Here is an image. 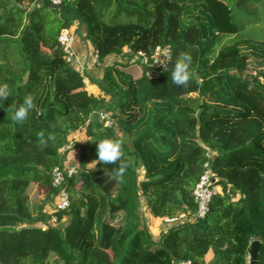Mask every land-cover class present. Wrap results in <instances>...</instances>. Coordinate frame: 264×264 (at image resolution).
Masks as SVG:
<instances>
[{
	"label": "trees",
	"instance_id": "1",
	"mask_svg": "<svg viewBox=\"0 0 264 264\" xmlns=\"http://www.w3.org/2000/svg\"><path fill=\"white\" fill-rule=\"evenodd\" d=\"M75 23L101 66L125 48L151 57L170 47L172 60L140 77L114 61L89 78L110 100L95 98L58 41ZM260 24L264 0H0V84L11 92L0 107V229H16L0 230V264H250L254 241L264 264V39L246 32ZM183 52L193 77L177 86L171 69ZM27 95L35 108L17 125L9 105ZM80 130L92 141L74 146L70 207L42 230L60 151ZM39 133L54 139L41 145ZM105 138L123 140V183L112 179L117 165L98 160ZM206 164L222 192L200 219L194 191ZM146 214L177 221L157 240Z\"/></svg>",
	"mask_w": 264,
	"mask_h": 264
},
{
	"label": "built area",
	"instance_id": "2",
	"mask_svg": "<svg viewBox=\"0 0 264 264\" xmlns=\"http://www.w3.org/2000/svg\"><path fill=\"white\" fill-rule=\"evenodd\" d=\"M53 5L60 6L64 2L69 0H49ZM77 30L78 23L75 27L65 28L61 31L59 35V44L64 54V60L70 64L71 66H75L77 68V56L74 50V45L77 39ZM125 63L129 65H137L140 62L141 66L147 67L153 70V73L156 71H166L171 60H172V49L170 47H157L155 49L154 54L151 57H148L142 52L137 54H133L130 48H125ZM167 56L168 59L164 60V65L159 63L162 57ZM95 63L99 64L98 61V53L95 51L94 54ZM83 77V82L87 85L90 82V79L84 73V70L81 68H77ZM95 117L103 120L107 127L113 126V121L111 115L107 112H94ZM75 143L69 140L68 144L64 146L60 153L66 154V152L73 148ZM205 172L201 177V180L197 184L194 197L195 201L198 203V212L197 218H205L209 211V206L212 198L220 193L218 186H216L215 174L212 172L209 164L205 165ZM78 172V166L72 164L71 166H67L64 164V168H56L53 171V187L57 189L58 193L54 196L53 207L51 213L49 214L50 219L48 222L39 225L42 230H48L51 227H56L59 223L56 214L58 212H64L70 207V194L67 189L68 179L71 178L74 174ZM176 219H167L166 222L174 223ZM180 264H193L191 261H183Z\"/></svg>",
	"mask_w": 264,
	"mask_h": 264
},
{
	"label": "clouds",
	"instance_id": "3",
	"mask_svg": "<svg viewBox=\"0 0 264 264\" xmlns=\"http://www.w3.org/2000/svg\"><path fill=\"white\" fill-rule=\"evenodd\" d=\"M167 56L162 57L159 63L164 65V60ZM193 57L189 52L181 53L175 60L171 69V81L177 86H186L193 77L192 72ZM11 95L7 84H0V107H3L4 101ZM12 110L11 119L15 124H22L28 119L29 113L35 108V98L32 95L24 97L23 103L17 105H9ZM39 143L47 144L48 140L54 139L49 135L45 138L43 133L38 134ZM123 140L105 138L97 142L98 160L106 165H117L114 169L112 179L118 183L124 182L126 171L129 167V162L126 161L122 150Z\"/></svg>",
	"mask_w": 264,
	"mask_h": 264
},
{
	"label": "crops",
	"instance_id": "4",
	"mask_svg": "<svg viewBox=\"0 0 264 264\" xmlns=\"http://www.w3.org/2000/svg\"><path fill=\"white\" fill-rule=\"evenodd\" d=\"M77 23L74 24L75 27ZM81 29V24L78 23V30H77V39L74 45V50L77 56V68L80 65L81 68L84 70V73L86 74V76L93 77L97 80H101L103 75H104V66L110 65L112 64V62L114 61H122L125 62V58L123 57H112L110 58L104 66H101L100 64L95 63V59H94V54H95V50L92 47V45L86 41L84 39L85 34L81 33L80 31ZM126 50H124L125 52ZM76 68V69H77ZM131 68V69H129ZM133 68H135L134 65H128L125 69H129V70H134ZM77 71H79L77 69ZM135 71V70H134ZM86 89L88 91V93L92 96H94L95 98H104L106 97L105 94L101 91V89L96 85L93 84L91 81L86 85ZM106 100L109 101L110 97H106ZM69 140L73 141L75 144L79 145V146H85L87 145L88 141L90 140L87 132L85 130H80L76 133H73L70 137ZM79 150H75L74 147L69 149L66 152V162L65 165L67 166H71L72 164H75L78 166V158H79ZM97 163L95 164H90V168H93L96 166ZM144 170L140 171V179L144 180ZM220 188V187H218ZM221 189V188H220ZM222 191H220L221 193ZM52 203H50L47 207H46V213L50 214L51 210H52ZM146 218L148 219V225L149 227L155 230H158L159 235L158 237H156L155 239H159V237L161 236V233L168 227V222H166L167 219H155L152 216H150L149 214H146ZM154 227H151V226ZM153 233V232H152ZM212 255V253H209L206 257V259L208 257H210Z\"/></svg>",
	"mask_w": 264,
	"mask_h": 264
},
{
	"label": "rangeland",
	"instance_id": "5",
	"mask_svg": "<svg viewBox=\"0 0 264 264\" xmlns=\"http://www.w3.org/2000/svg\"><path fill=\"white\" fill-rule=\"evenodd\" d=\"M246 21V20H245ZM248 22H245V24H247ZM255 28L254 29V32L253 31H249V29H251V28ZM246 32H248V34L247 35H252L253 37H255L256 39H264V24H260L259 26H251L250 28H249ZM252 33V34H251ZM218 47V46H217ZM215 49H216V46H214V51H215ZM135 66V68H133L135 71H136V75H137V77H140L141 76V74L143 73V67L140 65V64H137V65H134ZM78 68L79 69H81V66L79 65L78 66ZM129 69H131V68H129ZM128 69V70H129ZM196 96V95H195ZM113 123H114V125H115V122H114V120H113ZM92 140L90 139L89 141H88V143H87V145L88 144H90V142H91ZM95 163H97L96 161H92L90 164H95ZM89 167H90V165H89ZM36 190V189H35ZM34 191V190H33ZM220 191H222L220 188H219V192ZM41 192H43V190H41ZM146 213V211H144V214ZM151 226V225H150ZM151 227H154V226H151ZM150 231H151V233H152V236L154 237V238H156V237H158V235H159V232H158V230H155V229H152L151 230V228H150ZM160 238V237H159ZM213 254L210 256V257H208L207 259H206V263H211V261L213 260ZM249 259V258H248ZM249 261H250V259H249Z\"/></svg>",
	"mask_w": 264,
	"mask_h": 264
},
{
	"label": "water",
	"instance_id": "6",
	"mask_svg": "<svg viewBox=\"0 0 264 264\" xmlns=\"http://www.w3.org/2000/svg\"><path fill=\"white\" fill-rule=\"evenodd\" d=\"M29 76H30V73L28 72L26 74V77H25V83L28 82L29 80ZM1 231H16L15 228H11V227H5V228H1L0 229ZM260 247H261V243L260 241H254L252 244H251V247L249 249V259H250V264H259V252H260Z\"/></svg>",
	"mask_w": 264,
	"mask_h": 264
}]
</instances>
